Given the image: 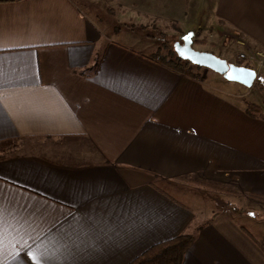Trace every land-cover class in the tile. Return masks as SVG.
Segmentation results:
<instances>
[{
  "label": "crops",
  "instance_id": "0c3cea01",
  "mask_svg": "<svg viewBox=\"0 0 264 264\" xmlns=\"http://www.w3.org/2000/svg\"><path fill=\"white\" fill-rule=\"evenodd\" d=\"M99 3L0 0V264H129L199 223L177 177L243 194L199 224L217 214L183 264H264V202L245 195L264 198L254 87L114 42L89 15ZM207 3L185 34L264 54V0Z\"/></svg>",
  "mask_w": 264,
  "mask_h": 264
},
{
  "label": "rangeland",
  "instance_id": "374dc122",
  "mask_svg": "<svg viewBox=\"0 0 264 264\" xmlns=\"http://www.w3.org/2000/svg\"><path fill=\"white\" fill-rule=\"evenodd\" d=\"M207 5V0H100L98 5L88 8V12L92 18L98 19L104 28L109 29V37L114 42L146 55L156 56L160 52L168 56V52L176 43H183V36L180 35L181 32L186 35L182 30L183 27L197 31V25L207 15ZM173 17L174 21H171ZM203 41L204 43H200ZM238 41V37L232 38L222 31H212V34L206 37L198 33L192 34V47L195 50L210 52L223 59L227 58L229 63L234 61L236 65L249 64L256 71L258 77L254 82L252 93H255L257 101L253 94H250L253 97L248 96L249 98L246 97V99L259 101L262 105L264 104V77L261 74L264 72V66H256L249 59L239 60L237 53L246 52V50L240 51ZM146 44L150 49L146 47ZM230 50L236 54L228 55L227 51L230 52ZM258 53L264 56L262 52L258 51ZM193 71L194 74L197 73L203 78L206 76L210 79L212 76H217V79H224L219 78L220 75L209 69L193 68ZM157 182L160 183V180ZM163 186L167 187L164 184ZM180 187V190L178 188L169 190L195 210L199 223H195L194 226L222 210L228 209L235 212L236 209L232 207L235 203L239 206V203L231 197L206 188H199L195 184ZM230 202L232 204L229 206Z\"/></svg>",
  "mask_w": 264,
  "mask_h": 264
},
{
  "label": "trees",
  "instance_id": "16d2710c",
  "mask_svg": "<svg viewBox=\"0 0 264 264\" xmlns=\"http://www.w3.org/2000/svg\"><path fill=\"white\" fill-rule=\"evenodd\" d=\"M180 35L184 36V33L181 32ZM200 43H204V41ZM151 59L158 63L165 64L178 73L194 77L196 75L194 74L193 68H196L197 70L204 69L202 67L194 66L189 61L182 60L176 54L174 47L168 52V56H164L159 52L156 56L151 57ZM244 66L251 68L249 64H245ZM248 113L254 117H258V115L261 113V109L254 104H248ZM156 179L159 178L156 177ZM175 180L191 185L195 184L199 187L206 188L210 191L220 194L243 195L241 192L214 183L198 182L186 177H177ZM245 195L252 199L264 202L263 197L252 194ZM216 216L217 214H215L212 219L208 220L203 225L193 226L190 224L186 231L178 237L150 247L144 253L132 260L129 264H183L184 256L193 243L197 232H199V230H201L205 225L211 223Z\"/></svg>",
  "mask_w": 264,
  "mask_h": 264
},
{
  "label": "water",
  "instance_id": "95a60500",
  "mask_svg": "<svg viewBox=\"0 0 264 264\" xmlns=\"http://www.w3.org/2000/svg\"><path fill=\"white\" fill-rule=\"evenodd\" d=\"M192 34L188 33L184 35L182 38L183 43H176L174 45V50L178 57L189 61L194 66L209 69L221 75L228 82L239 83L247 88L253 87L258 77L254 69L229 63L226 59L220 58L210 52L195 50L192 47ZM186 37L187 39H185ZM241 69L245 71L241 72ZM248 73L254 75H249Z\"/></svg>",
  "mask_w": 264,
  "mask_h": 264
},
{
  "label": "built area",
  "instance_id": "2783aa9c",
  "mask_svg": "<svg viewBox=\"0 0 264 264\" xmlns=\"http://www.w3.org/2000/svg\"><path fill=\"white\" fill-rule=\"evenodd\" d=\"M242 45L246 46V52H238L237 56L239 60H251L253 64L256 66H264V56L261 53L255 52L247 47V45L243 42H240Z\"/></svg>",
  "mask_w": 264,
  "mask_h": 264
},
{
  "label": "snow or ice",
  "instance_id": "6c2138e0",
  "mask_svg": "<svg viewBox=\"0 0 264 264\" xmlns=\"http://www.w3.org/2000/svg\"><path fill=\"white\" fill-rule=\"evenodd\" d=\"M185 39H187V37H186ZM240 71H241V72H244L245 70L241 69ZM248 74H249V75H254V74H251V73H248ZM230 78H232V77L230 76ZM33 260L35 261V264H40V261H38V260L36 259V257H33Z\"/></svg>",
  "mask_w": 264,
  "mask_h": 264
}]
</instances>
